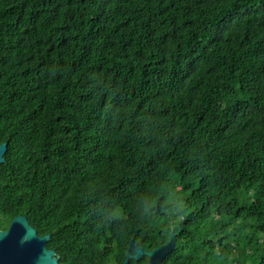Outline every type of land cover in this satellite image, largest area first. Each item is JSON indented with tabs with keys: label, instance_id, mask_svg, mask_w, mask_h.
Wrapping results in <instances>:
<instances>
[{
	"label": "trees",
	"instance_id": "obj_1",
	"mask_svg": "<svg viewBox=\"0 0 264 264\" xmlns=\"http://www.w3.org/2000/svg\"><path fill=\"white\" fill-rule=\"evenodd\" d=\"M4 142L61 264H264V0H0Z\"/></svg>",
	"mask_w": 264,
	"mask_h": 264
},
{
	"label": "water",
	"instance_id": "obj_2",
	"mask_svg": "<svg viewBox=\"0 0 264 264\" xmlns=\"http://www.w3.org/2000/svg\"><path fill=\"white\" fill-rule=\"evenodd\" d=\"M8 143L0 145V163L5 161ZM50 234L39 235L26 216H15L6 231L0 230V264H61L56 251L47 247ZM177 235L171 233L170 240L153 250H144L132 239L123 264L131 258H149L148 264H165L166 256L175 248ZM135 251V254H132Z\"/></svg>",
	"mask_w": 264,
	"mask_h": 264
},
{
	"label": "flooded vegetation",
	"instance_id": "obj_3",
	"mask_svg": "<svg viewBox=\"0 0 264 264\" xmlns=\"http://www.w3.org/2000/svg\"><path fill=\"white\" fill-rule=\"evenodd\" d=\"M2 220V221H1ZM12 221V220H11ZM11 221L8 223V224H6L5 223V221L3 220V218H2V216H0V230H2V231H6L8 228H9V226H10V224H11ZM59 257V256H58ZM60 262V261H59Z\"/></svg>",
	"mask_w": 264,
	"mask_h": 264
}]
</instances>
